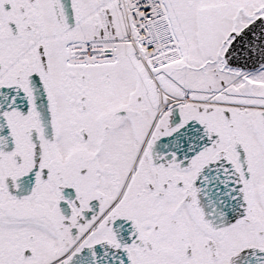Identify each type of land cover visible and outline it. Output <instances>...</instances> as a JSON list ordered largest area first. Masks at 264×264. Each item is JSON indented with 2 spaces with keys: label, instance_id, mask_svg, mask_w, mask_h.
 <instances>
[{
  "label": "snow or ice",
  "instance_id": "snow-or-ice-1",
  "mask_svg": "<svg viewBox=\"0 0 264 264\" xmlns=\"http://www.w3.org/2000/svg\"><path fill=\"white\" fill-rule=\"evenodd\" d=\"M0 264H264V0H0Z\"/></svg>",
  "mask_w": 264,
  "mask_h": 264
}]
</instances>
